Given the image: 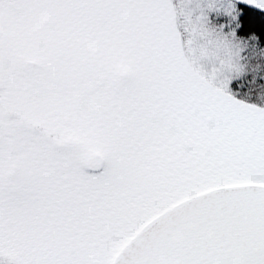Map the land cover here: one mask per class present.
Instances as JSON below:
<instances>
[{
    "label": "snow or ice",
    "instance_id": "6c2138e0",
    "mask_svg": "<svg viewBox=\"0 0 264 264\" xmlns=\"http://www.w3.org/2000/svg\"><path fill=\"white\" fill-rule=\"evenodd\" d=\"M0 264H264V0H0Z\"/></svg>",
    "mask_w": 264,
    "mask_h": 264
}]
</instances>
